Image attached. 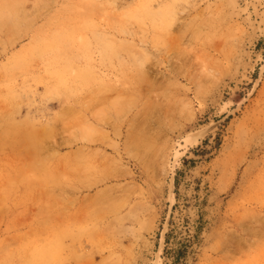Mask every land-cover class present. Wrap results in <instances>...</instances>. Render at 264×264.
Returning a JSON list of instances; mask_svg holds the SVG:
<instances>
[{
    "label": "rangeland",
    "instance_id": "374dc122",
    "mask_svg": "<svg viewBox=\"0 0 264 264\" xmlns=\"http://www.w3.org/2000/svg\"><path fill=\"white\" fill-rule=\"evenodd\" d=\"M0 264H264V0H0Z\"/></svg>",
    "mask_w": 264,
    "mask_h": 264
},
{
    "label": "trees",
    "instance_id": "16d2710c",
    "mask_svg": "<svg viewBox=\"0 0 264 264\" xmlns=\"http://www.w3.org/2000/svg\"><path fill=\"white\" fill-rule=\"evenodd\" d=\"M170 237H171V233L167 234V238H166V244L170 243ZM190 244H183V248H179L175 251V257H176V261L179 262L181 260V258L186 254V252L188 251ZM168 250L166 249V252Z\"/></svg>",
    "mask_w": 264,
    "mask_h": 264
}]
</instances>
